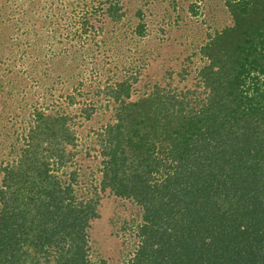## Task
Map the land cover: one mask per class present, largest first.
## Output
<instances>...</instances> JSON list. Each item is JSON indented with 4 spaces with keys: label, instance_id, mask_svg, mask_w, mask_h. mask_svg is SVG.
<instances>
[{
    "label": "trees",
    "instance_id": "1",
    "mask_svg": "<svg viewBox=\"0 0 264 264\" xmlns=\"http://www.w3.org/2000/svg\"><path fill=\"white\" fill-rule=\"evenodd\" d=\"M60 2L75 16L46 11L24 19L36 41L45 40L44 22L60 25L70 16L74 30L66 36L94 40L105 27L96 26V16L120 22L127 13L120 0ZM32 4L0 2V52L11 46L3 33L16 10L42 9ZM226 5L232 23L200 48L207 62L191 86L167 89L156 82L135 97L138 74L105 84L115 111L98 132L99 184L80 196L77 171L67 179L58 173L74 164L76 114L53 109L52 102L29 109L18 91L26 77L19 70L15 78L0 75V264H111L91 255L98 190L139 206L130 225L135 251L125 264H264V0ZM145 28L140 22L137 34ZM28 54L20 49L16 63ZM4 62L0 55V70L12 65L11 58ZM26 69L34 75V67ZM17 106L29 109L22 131L10 117ZM96 111L94 103L81 109L87 119Z\"/></svg>",
    "mask_w": 264,
    "mask_h": 264
},
{
    "label": "rangeland",
    "instance_id": "2",
    "mask_svg": "<svg viewBox=\"0 0 264 264\" xmlns=\"http://www.w3.org/2000/svg\"><path fill=\"white\" fill-rule=\"evenodd\" d=\"M17 1L24 2L25 6H33V1H36L42 5V9L38 7V12H34L35 8L32 12L29 10V15L16 10L14 22L6 23L3 37L10 35L11 46L4 48L0 55L5 58V62L11 58L12 65L2 67L0 75L3 79L15 78L19 70V74L26 77L25 87H20L18 91L22 101L29 103V109L32 104L52 102L53 109H64L76 114L72 123L77 138L73 148L77 152L74 164L58 173L67 179L68 172L73 169L77 171L80 175V183L76 185L79 196L86 188L99 184L101 145L98 132L115 111L102 90L105 84L138 74L139 81L133 92L135 97L143 91H150L156 82L167 89L191 86L196 80L198 69L207 62L200 48L217 30L232 23L226 0H120L124 3L126 15L120 22H111L107 18L101 20L96 16L92 20L96 26L105 23V27L96 34L94 40L80 43L77 36L68 38L67 30L71 33L74 30L69 22L70 16L60 19V25L51 22L48 26V22H44L39 32L45 40L38 42L35 40L37 35L28 31L30 26L29 23L25 24L26 17L46 11L53 14L68 11L74 15L75 10L71 5L63 6L61 0ZM140 8L141 16L138 15ZM21 17L23 19H18ZM140 22L146 25L143 36L136 32ZM17 37L22 39L20 43L15 40ZM20 49L29 51V56L16 63L15 58ZM28 58L34 60L29 62ZM29 64L35 69L33 76L26 69L30 68ZM181 71L185 74L184 78L179 74ZM71 95L75 96L74 103H71ZM90 103H94L97 111L92 118L87 119L81 109ZM29 109L15 107L10 116L16 120L14 129L19 127L22 131L21 126L26 125ZM14 112L15 115L20 112V115L16 118ZM5 132L3 129L2 133ZM3 157L11 158L7 154ZM1 178L0 172V181ZM98 191L99 217L92 221L89 233L92 259L96 262L103 257L111 264H125L135 251L137 237L130 225L137 223L139 206L108 191ZM124 225L128 227L124 228Z\"/></svg>",
    "mask_w": 264,
    "mask_h": 264
}]
</instances>
